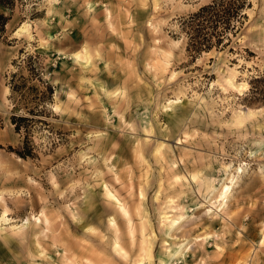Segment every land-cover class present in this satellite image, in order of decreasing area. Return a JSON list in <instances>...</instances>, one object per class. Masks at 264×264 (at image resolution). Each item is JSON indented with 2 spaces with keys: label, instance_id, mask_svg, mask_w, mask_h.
Returning a JSON list of instances; mask_svg holds the SVG:
<instances>
[{
  "label": "rangeland",
  "instance_id": "rangeland-1",
  "mask_svg": "<svg viewBox=\"0 0 264 264\" xmlns=\"http://www.w3.org/2000/svg\"><path fill=\"white\" fill-rule=\"evenodd\" d=\"M208 1L0 9V264H264V0L190 58L175 19ZM15 72L52 88L32 159L14 153Z\"/></svg>",
  "mask_w": 264,
  "mask_h": 264
},
{
  "label": "trees",
  "instance_id": "trees-1",
  "mask_svg": "<svg viewBox=\"0 0 264 264\" xmlns=\"http://www.w3.org/2000/svg\"><path fill=\"white\" fill-rule=\"evenodd\" d=\"M21 1L0 0V9L12 12L15 5L20 4ZM245 8H249L248 0H209L195 12L175 19L177 26L173 37L183 41L184 51L190 58L202 52L207 53L211 49L221 50L230 43L228 34L234 37L240 29ZM2 11L0 12V41L6 38V25L9 21V16ZM34 58L36 59L35 56H25L21 62L25 64L28 79L33 78L42 84ZM28 79L23 78L19 72H15L10 75L7 82V99L11 104L9 123L15 133L22 134L21 146L14 153L21 159L35 157L27 137L34 124L39 121L32 117L43 114L44 106L50 101L52 95L51 87L44 86L40 91L35 85L27 84ZM16 111H21V114H16ZM22 112L31 117L24 116Z\"/></svg>",
  "mask_w": 264,
  "mask_h": 264
},
{
  "label": "bare ground",
  "instance_id": "bare-ground-1",
  "mask_svg": "<svg viewBox=\"0 0 264 264\" xmlns=\"http://www.w3.org/2000/svg\"><path fill=\"white\" fill-rule=\"evenodd\" d=\"M230 187H223V197H222V200H225L226 199V197H227V192L230 190L229 189ZM111 195V194H110ZM109 196V195H108ZM264 240V239H263ZM182 249H183V247H180L177 251H176V253H175V257L176 256H180L181 255V253H182Z\"/></svg>",
  "mask_w": 264,
  "mask_h": 264
}]
</instances>
